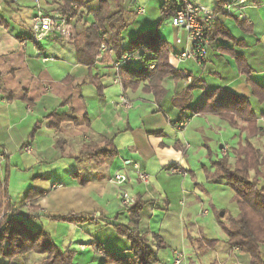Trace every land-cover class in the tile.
Wrapping results in <instances>:
<instances>
[{"label":"crops","instance_id":"obj_1","mask_svg":"<svg viewBox=\"0 0 264 264\" xmlns=\"http://www.w3.org/2000/svg\"><path fill=\"white\" fill-rule=\"evenodd\" d=\"M162 1L109 0L111 11L126 9L122 46L126 47L139 31L155 26ZM192 1L210 10L217 2ZM85 2L75 15V38L93 22L89 12L98 6V0ZM37 3L45 10H55L58 0H0V153L7 154L0 162V176L8 171L9 200L22 213L30 206L38 208L36 223L62 249L74 251L75 264H99L103 257L100 244L116 254H130L127 239L117 236L110 225L128 222L122 191L144 200L139 229L163 240L165 248L161 249L150 241L159 264H175L176 253L182 254L179 264H247L248 256L228 246L223 231L217 238L203 234L199 218L207 216L208 210L204 209L203 215L198 212L204 203L199 185L211 181L207 172L205 177L199 173L209 145L207 133L210 129L219 133L213 144L219 146L220 155L225 148L230 153L247 133L219 116L190 114L183 108L198 101L204 90L225 87L249 99L258 126L264 128V101H257L247 83L251 79L264 85V0H250L244 9L245 19L220 17L231 36L241 43L214 39L202 64L193 59L178 62L172 56L189 44L185 33L169 18L164 20L159 34L169 47V63L176 75L162 80L166 94L160 100L141 86L122 91L113 81L114 53L96 58L88 66L76 57L75 38L52 36L42 45L33 43L30 29ZM238 20L249 30L239 27ZM165 33L175 35L174 44L167 41ZM177 37L181 39L178 44ZM231 51L244 56L247 73L238 69ZM190 85L192 90H184ZM183 91L186 93L181 97ZM122 97L129 101V107L122 105ZM51 113L68 118L55 127ZM178 121L185 123L179 130L173 127ZM250 140L260 141L257 147L261 148L260 136H250ZM108 142L115 151L110 157L80 154L86 147L107 148ZM134 165L148 175L147 183L138 178ZM115 173L125 174L128 181L123 185L111 183ZM217 184L226 188L225 183ZM29 190L43 194L26 201ZM223 209H217V224V215L223 217L227 211ZM116 213L119 215L114 220ZM61 216L90 220H53ZM200 235L218 242L211 248H200L194 240ZM0 262L7 264L1 257Z\"/></svg>","mask_w":264,"mask_h":264},{"label":"trees","instance_id":"obj_2","mask_svg":"<svg viewBox=\"0 0 264 264\" xmlns=\"http://www.w3.org/2000/svg\"><path fill=\"white\" fill-rule=\"evenodd\" d=\"M61 10H67L76 15V7L86 5L85 0H60ZM222 0H217L214 11L222 8ZM75 6V8H74ZM179 3L176 0H163L160 7V17L151 29L139 31L134 38L129 40L127 46H122V32L126 28V9L119 7L115 11L110 10L109 0H98L97 8L91 9L93 22L87 25L75 38L74 48L76 57L88 66L96 59L102 35L105 42L112 48L116 58L123 53L137 54L143 61L138 64L122 67L118 71L120 86L123 92L127 89L136 90L141 86L144 92H151L156 100H160L166 90L162 86V80L168 76H175L176 71L169 63V47L159 34L161 24L167 18L174 15ZM239 27L249 30L246 24L238 20ZM225 38L236 41L217 18L210 32V43L214 39ZM237 67L242 72L249 71L244 56L236 52H230ZM251 94L257 101H264V85H260L251 79H247ZM184 90H192L191 85ZM183 91L181 97L185 95ZM190 114H214L226 120L229 124H235L236 118H241L245 123L241 130L246 131L247 136L243 142L230 149V153L221 154L212 160L213 172L207 173V179L211 181L223 180L226 187L232 191V200L237 207L235 216L229 215L226 220L217 215V221L225 234V242L228 246L236 248L240 253L248 256L247 264H264V128L258 126L252 105L247 97L236 94L225 87H217L204 90L198 101L183 108ZM52 126H58L62 120L68 118L64 114L51 113ZM185 117H183L184 120ZM35 126L29 135L32 140ZM258 135L262 138L261 148L254 145L250 136ZM109 143V142H108ZM207 156L211 152L208 147ZM80 154L97 156L115 154L111 142L107 148L86 147ZM77 175H74V177ZM8 171L0 176V256L12 259L31 251L43 255L39 264H75L74 251L62 249L42 227L36 223V217L31 213L17 214L14 204L9 200L7 193ZM84 183L83 179H79ZM2 194L7 202H2ZM42 192L29 190L25 200L42 196ZM145 202L140 197L124 206L128 222L110 223L117 236L125 237L129 242V255H119L98 245L103 257L99 264H159L160 260L156 249L165 248L161 237L154 233L143 232L139 229L140 215ZM9 210L11 215L3 217L1 213ZM36 210L32 207V211ZM33 213V212H32ZM118 213L113 215L117 220ZM53 220L82 223L90 218L61 216L53 217ZM206 243L205 248L213 247L218 239L202 238ZM154 241L156 249L150 245ZM1 264V263H0ZM215 264V263H211Z\"/></svg>","mask_w":264,"mask_h":264},{"label":"built area","instance_id":"obj_3","mask_svg":"<svg viewBox=\"0 0 264 264\" xmlns=\"http://www.w3.org/2000/svg\"><path fill=\"white\" fill-rule=\"evenodd\" d=\"M179 7L176 9L174 15L169 18L172 25L177 27L179 31L185 33L189 46L184 50H176L172 56L179 62L187 59H193L198 64L204 63L207 58L208 49L210 45V32L216 23L218 17L234 16L238 19H245L244 9L250 0H232L223 3L222 8L215 12L214 10L207 9L192 0H176ZM60 0L55 10H45L38 3L36 4L35 13L32 17L30 40L39 45L44 39L52 36H60L65 40H72L74 35V19L75 15L67 13L60 9ZM75 8V6H74ZM102 41L98 49L96 58L101 60L106 56L112 57L113 50L105 42V35H102ZM178 44L181 39L176 38ZM46 60V58H44ZM143 59L137 54L123 53L120 57L111 61V66L114 70L115 83L120 84L118 71L122 67L141 63ZM121 103L124 107H129L130 103L122 97ZM184 122H175L173 127L182 129ZM28 149V147H26ZM224 149L222 154H225ZM6 156L5 152L0 153V161ZM138 178L143 182H148V175L134 165ZM173 170V169H172ZM109 181L115 185H123L128 181V178L123 173H115ZM121 203L126 206L134 201V197L127 191L120 193ZM182 259V254L176 253L174 259L175 264H179Z\"/></svg>","mask_w":264,"mask_h":264},{"label":"rangeland","instance_id":"obj_4","mask_svg":"<svg viewBox=\"0 0 264 264\" xmlns=\"http://www.w3.org/2000/svg\"><path fill=\"white\" fill-rule=\"evenodd\" d=\"M60 7H61V3H60ZM64 11L67 12V13H71V12H69L67 10V8ZM76 11H77L76 13H79L80 8L76 7ZM165 36H166L167 41L170 44H174L173 43V38L175 37V35H172L171 33H167V34L165 33ZM71 39H74V38H71ZM45 40L46 39L42 40L40 42V44L42 45V43H45ZM220 119H222V118H220ZM178 122L179 123L180 122L183 123L184 121H178ZM238 122H240V124H238ZM230 125L238 127L239 129H241V127H243L245 125V123L241 120V118L237 117L236 120H235V124H230ZM176 129H178V128H176ZM187 132L191 133V126H190V128H189V130ZM207 134L208 135H206V136L208 138H210V140L206 139V142L209 145L207 146V144L206 143L205 144H206V146L208 148H210L211 155H210V157L207 156V154H206L207 153V149H206L204 159L201 162L202 165L198 164V166L200 165V168H201L200 169L198 167L199 168V173L203 174V175L206 174V172L207 173L208 172H213V170L211 169V160L216 159L220 155L219 146L213 144V142H215V140L218 138L219 133L218 132L215 133L213 131V129H210V131ZM207 140L211 141V142H208ZM259 142L254 140V142H252V143H254V145L258 146V145H260ZM225 150H226V148H225ZM223 151H224V149H223ZM195 173H197V172L195 171ZM204 177H205V175H204ZM217 182L225 183L223 180H219V181H212V182L208 181L207 183H202L201 185H199L200 192L202 194L201 198L203 199L204 203L201 206H199L198 212L202 214V211L204 209L208 210V215L207 216H201L199 214L201 216V218H199V219L202 222L201 224L203 225V228H204L203 229V234L206 235L209 238H217V237H219V235H221V234L223 235V233H222L223 230H221V227L215 221V219H216L215 215L219 212L217 210L218 208L223 206L225 208L223 210L224 211L227 210V211L223 212V214H222L223 215L222 219H224V220H226L229 215L234 216L237 213V207H236L235 203L232 200V195L233 194L231 195V193H232L231 190L228 187L224 188L221 185H218ZM7 186H8V181H7ZM7 193H8V190H7ZM2 197H3L2 202L3 203L7 202V199H6L4 194H2ZM32 207H34V206L27 207V210L25 209V211L22 213L14 205V208H15L17 214L25 215V214L31 213V215H33V217H36V215H34L36 211L35 210L32 211ZM35 209H38V208L35 207ZM197 209H198V206H197ZM215 209L217 211H215ZM9 215H11V212L9 210H5L3 208V211L1 213V220H2L3 217H7ZM202 236L203 235H200V237H197L196 239H194L195 240V244L198 247H200V248L206 247V243L204 242V240H202V238H204V237H202ZM19 256L14 257L12 259H6V258L1 257V256L0 257L5 259L7 264H39V262L43 258L42 254L36 253L34 251H31V252H29L27 254L19 255ZM1 264H4V263H1Z\"/></svg>","mask_w":264,"mask_h":264}]
</instances>
